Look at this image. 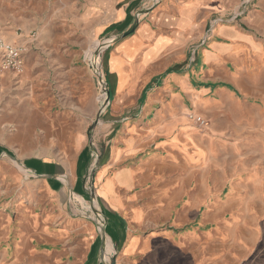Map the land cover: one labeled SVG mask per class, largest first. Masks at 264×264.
<instances>
[{"label": "crops", "instance_id": "1", "mask_svg": "<svg viewBox=\"0 0 264 264\" xmlns=\"http://www.w3.org/2000/svg\"><path fill=\"white\" fill-rule=\"evenodd\" d=\"M20 1L32 25H42L38 49L82 50L115 39L101 55L110 106L93 130V148L82 131L81 94L95 89L92 77L72 59L52 58L62 69L47 77V88L64 100L62 114L74 127L63 144L50 140L65 148L60 154L18 159L50 201L46 222L59 227L49 234L50 264H264V105L238 102L216 89L223 84L194 85L184 70L207 32L204 63L215 68L248 57L264 69V0L236 19L243 0H162L154 7L149 0ZM189 105L217 120L199 130ZM90 108L92 122L93 102ZM30 125L29 117L18 119L17 129ZM91 188L105 221L102 252L95 225L72 215L67 203L70 191L90 210Z\"/></svg>", "mask_w": 264, "mask_h": 264}, {"label": "rangeland", "instance_id": "2", "mask_svg": "<svg viewBox=\"0 0 264 264\" xmlns=\"http://www.w3.org/2000/svg\"><path fill=\"white\" fill-rule=\"evenodd\" d=\"M249 5L244 4L242 8H239L238 13L240 14L246 7L249 9ZM25 13L24 2L0 0V38L6 44L21 50L23 58V66L19 72L3 71L0 68V264H50L49 259L45 257L46 254L54 251V244L50 241L49 234L53 229L59 227L46 222V216L53 211L50 201L45 196L43 189L38 186L39 181L29 176L28 170L18 159L25 156L41 155L43 151L60 154L65 148L56 144L49 146L50 140L53 139L63 144L70 134V131L66 129L74 127V124L67 125V120L62 114L65 109L60 104L64 100L60 95H55L54 89L50 91L47 88L49 81L47 77L51 78L55 70L62 69V67H54L50 60L52 58L72 59L76 62L75 64L83 66L91 76L86 56L89 57V53L94 50L96 43H99L100 47L106 41L94 42L82 50L43 51L36 47L37 44L43 42L39 30L42 25L33 26ZM208 40L209 32L206 33L201 44L192 47L186 56L189 68L184 70L189 71L190 82L194 85L199 83L223 84L225 87L217 86L216 89L230 91L238 102L253 107L264 105V69L262 65L254 59L241 57L238 62L226 61L224 66L214 68L203 62V50L207 47ZM206 51L208 48L204 50V52ZM99 59L100 57L96 59V61L98 60L97 67L100 68L101 65L106 81L105 71L102 67L103 57L102 63ZM211 68L213 69L210 75L202 73ZM81 94L83 97V118H85L82 131L86 139L89 127L98 116L97 91L96 88H93V92L88 93L85 88H82ZM88 96L89 99L86 100ZM219 99L222 104L228 101L223 94H220ZM197 101H201V99H197ZM197 101H194V105ZM91 102L95 107L92 122L86 120V116L91 111ZM108 109L101 115L97 125L105 121ZM27 111L30 113L29 116ZM189 111L191 112L188 114L191 116L202 114L208 119L210 125L217 120V115L210 116L197 111L193 105H189ZM27 117L31 122L30 129L27 131L18 130V119L25 120ZM89 117L91 118L90 115ZM189 121L195 126L192 119ZM51 124H53L52 128L49 129ZM95 127L90 132L92 144H94L93 130ZM95 152H97L96 149ZM93 160H95L94 157L89 161V171L86 177V183L88 182L89 186L90 173L92 170L95 172V168L98 166ZM62 185L64 186L63 183ZM64 218L70 219L67 214ZM71 245L75 244L71 243ZM109 261L110 259L106 258L108 264Z\"/></svg>", "mask_w": 264, "mask_h": 264}, {"label": "built area", "instance_id": "3", "mask_svg": "<svg viewBox=\"0 0 264 264\" xmlns=\"http://www.w3.org/2000/svg\"><path fill=\"white\" fill-rule=\"evenodd\" d=\"M162 0H149V6L150 7H154L155 5L159 4ZM253 0H243L240 8H242V6L245 4L247 6V4H252ZM249 5V6H250ZM247 7L245 8L244 11H242L240 14L238 13L237 16H234L233 19H236L237 17L241 16L242 14H244L245 12H247ZM104 45V44H103ZM100 46L101 49H96L94 51L93 57L89 58L87 57V67L90 69L91 71V76H92V80L94 82L96 91H97V97H96V102L98 105V116L97 117H101L102 114H104L107 109L110 106V95H109V90H108V86L107 83L105 81V77L103 74V71L101 70V65H100V69L97 70L96 66L93 64L97 57L99 56L101 60V55L103 53V48L102 46ZM107 45V43H106ZM111 45V44H108ZM98 51L97 55H95V52ZM23 66V58L21 55V50H18L8 44H6L5 42H3V40L0 38V68L3 71H13V72H19L21 71ZM189 119H192L193 123L195 124V126L202 131H205L209 124L208 121L202 117L201 115H189ZM98 153L94 152L93 153V157L97 158ZM94 160V161H95ZM82 199L78 196H76L73 192L69 191L68 194V198H67V203H68V208L69 211L72 215L75 216H80L84 219L89 220L90 222H92L95 225L96 231L98 234L101 233L102 229L105 228V221H104V217L101 213L100 210H98L100 212V214H97L94 212L93 210V205L92 203H87L90 206V210L85 211L83 208V205L81 204Z\"/></svg>", "mask_w": 264, "mask_h": 264}, {"label": "water", "instance_id": "4", "mask_svg": "<svg viewBox=\"0 0 264 264\" xmlns=\"http://www.w3.org/2000/svg\"><path fill=\"white\" fill-rule=\"evenodd\" d=\"M136 27V24L126 33V34H124L122 37L123 38H125L127 35H129V34H131L132 32H133V30H134V28ZM115 42V39H113V40H111L110 42H109V44H112V43H114ZM98 51L99 50H97L96 52H95V55H97V53H98ZM99 122V117H97L96 118V120L94 121V123L92 124V126L89 128V132H88V138H89V146H90V148H93V146H92V142H91V135H90V132L92 131V129L97 125V123ZM95 151V150H94ZM93 151V152H94ZM98 164V156H97V158H96V160H95V165H97ZM93 176H94V170H92L91 171V173H90V178L92 179L93 178ZM94 201H95V197H94V193H93V188H91V203H92V205H94ZM93 210H94V212L95 213H97V214H100V212L98 211V210H96L95 208H94V206H93ZM99 236L101 237V252L103 251V246H104V229H102V231H101V233L99 234ZM103 264H108L106 261H103ZM110 264H113V261H111L110 262Z\"/></svg>", "mask_w": 264, "mask_h": 264}, {"label": "bare ground", "instance_id": "5", "mask_svg": "<svg viewBox=\"0 0 264 264\" xmlns=\"http://www.w3.org/2000/svg\"><path fill=\"white\" fill-rule=\"evenodd\" d=\"M109 42H110V40H109V41L106 40V41L103 43L104 45L102 46V48L105 49V48H107L108 46H110V45H108ZM106 43H107V45H106ZM100 45H101V44H100ZM96 49H100V47H99V43H96V44L94 45V50H93V51H90V53H89V57H90V58L93 57L94 51H95ZM90 50H91V48H90ZM97 58H99V57H97ZM97 63H98V60H97L96 62H94L93 64L96 65V69L99 70L100 68L97 67ZM105 245H106V244H105Z\"/></svg>", "mask_w": 264, "mask_h": 264}]
</instances>
